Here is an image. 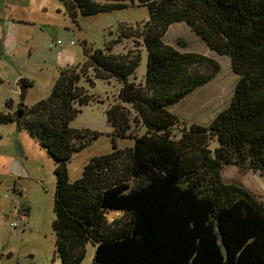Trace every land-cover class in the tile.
I'll return each instance as SVG.
<instances>
[{
	"label": "trees",
	"instance_id": "trees-1",
	"mask_svg": "<svg viewBox=\"0 0 264 264\" xmlns=\"http://www.w3.org/2000/svg\"><path fill=\"white\" fill-rule=\"evenodd\" d=\"M60 1L71 18L128 6H145L147 17L120 22L103 48L84 45L82 61L59 67L46 97L0 111V123H15L53 159L50 225L59 264H81L87 242L92 264H264V201L221 175L223 166L237 165L264 177V0ZM179 21L227 55L237 78L229 102L206 125L182 126L176 135L169 106L219 70L212 57L163 42ZM127 40L145 51L140 81V52L113 51ZM111 78L119 87L106 120L114 136L133 143L113 142L69 180L66 161L98 135L69 126L89 99L79 81ZM112 210L119 215L110 220Z\"/></svg>",
	"mask_w": 264,
	"mask_h": 264
},
{
	"label": "rangeland",
	"instance_id": "rangeland-1",
	"mask_svg": "<svg viewBox=\"0 0 264 264\" xmlns=\"http://www.w3.org/2000/svg\"><path fill=\"white\" fill-rule=\"evenodd\" d=\"M9 15L20 19L26 15L40 27L32 30L34 25L28 27L24 22H18L13 26L9 22L3 43L9 49L10 43L15 46V63L23 76L35 81V93L38 95L28 87L25 98V103L33 104L37 99L46 97L59 67L82 61L84 45L87 49L103 48L107 40L115 37L120 22H141L147 17V9L145 6H128L93 15L77 14L71 18L60 0H0V17ZM23 31L27 33L23 34ZM30 33H33L31 38ZM57 39L61 43L50 46ZM162 40L180 51L202 53L219 63L218 72L208 82L169 106L168 110L178 118L174 130L178 135L182 126L206 125L229 102L237 75L232 71L228 56L211 50L185 22L171 23ZM127 48L136 49L141 54L135 69L136 81H140L145 69V51L133 40L115 44L113 51L123 52ZM93 82L79 81L89 99L78 107L79 111L69 121V126L94 130L98 135L83 148L73 151L66 161L69 180L81 176L83 166L90 157L111 151L113 142L119 148L133 143L130 136H114L113 127L106 120L105 110L114 102L119 83L113 78L108 81L93 79ZM3 105L0 97V108ZM10 124L0 123V151L6 141L2 128ZM130 129L136 133L142 131L134 124ZM31 145L32 157L26 160V173L15 181L16 187L13 189L8 181L0 184V264H59L53 251L54 234L50 225L55 186L53 159L39 143ZM221 175L224 182L241 185L257 200L264 201V177L260 173L246 166L227 165L221 168ZM118 215L115 210L106 213L110 220ZM10 222H14L15 226H10ZM84 248L81 264H92L94 246L87 242Z\"/></svg>",
	"mask_w": 264,
	"mask_h": 264
},
{
	"label": "crops",
	"instance_id": "crops-1",
	"mask_svg": "<svg viewBox=\"0 0 264 264\" xmlns=\"http://www.w3.org/2000/svg\"><path fill=\"white\" fill-rule=\"evenodd\" d=\"M9 22H11L13 26L17 25L18 22H24L25 26L28 27L34 25L32 27V30L37 26L39 27L36 22L29 20L26 15H24L21 19L18 16L11 15L7 16L6 18L0 17V26H2V29H0V60L1 58L4 59V62L0 63V74L2 75L0 76V97H2L4 102L3 108H0V111L5 109H7L8 111H13L17 108V105H19V79H25V81L23 80L26 84L25 98L28 87L32 90L33 94L38 95L37 93H35V81L31 78L23 76L22 70L18 67L17 63H15L13 59L15 55L13 47L15 46L10 43L9 49L8 45L3 44L5 37L4 34L7 30V24ZM12 28L15 29V27ZM26 33V31H23V34ZM31 37H33V33H30V38ZM52 84L53 80L50 83V88ZM25 98L23 104L26 106L32 105L29 103H25ZM39 99H37L36 101H38ZM6 101H9L8 108L5 107ZM2 132H4V136H6V141H4L5 147L0 151V184L8 181L9 183H11L12 188L14 189L16 187L15 181H17L19 177L24 176L26 173V160L28 159V157H32L30 151V148L32 147L31 143L38 144V142L30 137L29 134H27L25 131L19 130L15 123L4 126L2 128Z\"/></svg>",
	"mask_w": 264,
	"mask_h": 264
},
{
	"label": "water",
	"instance_id": "water-1",
	"mask_svg": "<svg viewBox=\"0 0 264 264\" xmlns=\"http://www.w3.org/2000/svg\"><path fill=\"white\" fill-rule=\"evenodd\" d=\"M25 92H26V84L23 81V79H19L18 80V101H19L18 108H21L23 106ZM18 114H20V109L18 110Z\"/></svg>",
	"mask_w": 264,
	"mask_h": 264
},
{
	"label": "built area",
	"instance_id": "built-area-1",
	"mask_svg": "<svg viewBox=\"0 0 264 264\" xmlns=\"http://www.w3.org/2000/svg\"><path fill=\"white\" fill-rule=\"evenodd\" d=\"M59 43H61V40L60 39H57V40L53 41V43L51 44V46H54V45L59 44ZM9 225L14 227L15 226V223L14 222H10Z\"/></svg>",
	"mask_w": 264,
	"mask_h": 264
}]
</instances>
